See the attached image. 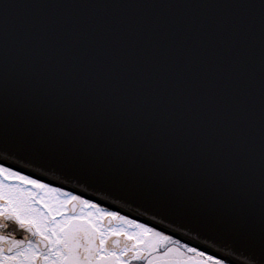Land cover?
Segmentation results:
<instances>
[{"label": "snow or ice", "instance_id": "1", "mask_svg": "<svg viewBox=\"0 0 264 264\" xmlns=\"http://www.w3.org/2000/svg\"><path fill=\"white\" fill-rule=\"evenodd\" d=\"M0 264H264V0H0Z\"/></svg>", "mask_w": 264, "mask_h": 264}, {"label": "water", "instance_id": "2", "mask_svg": "<svg viewBox=\"0 0 264 264\" xmlns=\"http://www.w3.org/2000/svg\"><path fill=\"white\" fill-rule=\"evenodd\" d=\"M128 206L125 205V208H127ZM132 209L134 210L135 209V205H132L131 206ZM123 210V209H122ZM182 232H188V229L185 228V229H182L181 230ZM188 239L189 240H192V241H196V242H199L202 246L203 245H207L208 246V249L209 251L212 250V248L216 247L215 244H213V241L210 240V239H205V237L203 235L201 236H197L196 232L195 231H191V232H188ZM184 241V240H183ZM194 246V245H193Z\"/></svg>", "mask_w": 264, "mask_h": 264}, {"label": "flooded vegetation", "instance_id": "3", "mask_svg": "<svg viewBox=\"0 0 264 264\" xmlns=\"http://www.w3.org/2000/svg\"><path fill=\"white\" fill-rule=\"evenodd\" d=\"M181 242L183 243L184 241L182 240Z\"/></svg>", "mask_w": 264, "mask_h": 264}, {"label": "rangeland", "instance_id": "4", "mask_svg": "<svg viewBox=\"0 0 264 264\" xmlns=\"http://www.w3.org/2000/svg\"><path fill=\"white\" fill-rule=\"evenodd\" d=\"M131 214V213H130Z\"/></svg>", "mask_w": 264, "mask_h": 264}]
</instances>
